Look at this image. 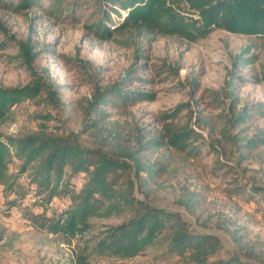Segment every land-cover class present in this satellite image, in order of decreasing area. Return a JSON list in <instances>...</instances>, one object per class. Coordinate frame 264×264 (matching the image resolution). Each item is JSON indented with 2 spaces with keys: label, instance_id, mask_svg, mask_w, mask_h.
<instances>
[{
  "label": "rangeland",
  "instance_id": "rangeland-1",
  "mask_svg": "<svg viewBox=\"0 0 264 264\" xmlns=\"http://www.w3.org/2000/svg\"><path fill=\"white\" fill-rule=\"evenodd\" d=\"M180 7L179 12L185 17L200 21L198 13L189 12L182 3ZM88 15L77 11L76 18L67 14L52 17L38 8L22 12L0 10V86L24 87L40 79L47 90L56 91L60 101L59 106H52L47 91L36 101L21 103L13 109V120L0 125V133H40V125L45 123L47 133L77 137L83 146L92 147L89 137L78 134L84 119L80 105H85L97 88L120 87L123 91L150 93L153 100L106 108L110 113L108 123L131 132L142 128L147 139L162 130L164 115L172 114L180 104H189L176 121L189 123L198 133L195 141L202 152V166H185L149 202L179 212L195 233L217 237L221 248L210 257L211 261L238 256L244 262L264 264V200L262 194L250 196L251 187L264 185V161L249 160L243 171L235 159L227 161L218 144L226 117H230L232 92L240 101L237 109L246 103L264 104V36L215 28L194 42L158 33L139 38L131 32L106 41L85 28ZM23 42L34 45L33 53L37 55L31 66L20 54L19 44ZM126 77L131 83L124 86L120 83ZM73 107L75 111H71ZM43 116L50 119H40ZM252 127L264 129V117H257ZM218 161L226 163L230 171L216 178L209 171ZM20 165L14 160L10 173L17 175ZM33 179V171L28 170L15 184L0 185V226L5 230L0 264H73L80 249L88 243L93 246L95 236L126 220L125 216L94 219L90 231L71 241L50 233L37 227L41 221L36 219L45 210L51 215L54 203H47V195L39 194ZM201 198L206 202L200 207L196 202ZM187 200L194 203L193 213L180 204ZM64 206L66 200L58 210ZM235 237H242V246ZM166 245L159 242L133 259L92 255L90 262L187 264L184 258L169 253Z\"/></svg>",
  "mask_w": 264,
  "mask_h": 264
},
{
  "label": "trees",
  "instance_id": "trees-1",
  "mask_svg": "<svg viewBox=\"0 0 264 264\" xmlns=\"http://www.w3.org/2000/svg\"><path fill=\"white\" fill-rule=\"evenodd\" d=\"M180 3L189 12L198 13L200 21L180 13ZM35 8L52 17L67 14L76 18L77 11L85 12L89 14L85 28L106 41L117 34L131 32L139 38L158 33L194 42L215 28L264 36V0H0V10L22 12ZM33 49L34 45L28 42L19 44L27 66L36 59ZM130 83L131 79L126 77L120 84ZM47 91L48 102L59 106L56 91L47 90L40 79L24 87L0 86V125L13 120L14 107L25 101H36ZM147 100H153L148 92L123 91L120 87L95 89L85 105H80L84 119L78 133L89 137L92 147L83 146L77 137L47 133L45 123L40 125V133L25 136L0 133V185L15 184L17 178L32 170V183L36 184L39 194H46L47 203H54L51 215L45 210L37 217L41 224L36 226L69 241L90 231L94 219L126 217L121 224L109 226L95 236L92 247L88 243L80 249L73 264H91L92 255L133 259L159 242L166 243L169 253L184 258L187 264H255L244 262L238 256L211 261L210 257L221 248L217 237L195 233L179 212L149 202L185 166L193 163L202 166L203 157L195 141L198 133L189 123L178 121L180 124H176L178 115L189 104H180L172 114L164 115L162 130L150 139L142 133V128L131 132L108 123L107 106L115 109ZM237 104L240 101L232 92L230 117H226L222 141L218 144L227 161L235 159L237 167L246 171L244 164L249 160L264 161V129L252 127L257 117H264V104L246 103L240 109ZM40 119L48 121L50 117ZM14 160L21 164L15 176L9 169ZM262 166L264 177V162ZM229 171L226 163L218 161L209 173L218 178ZM250 190V196L262 194L264 200V185ZM62 200H66V206L59 211ZM205 202L201 198L196 203L201 207ZM180 204L194 212L191 200ZM4 238L5 230L0 226V244ZM235 240L242 246V237Z\"/></svg>",
  "mask_w": 264,
  "mask_h": 264
}]
</instances>
